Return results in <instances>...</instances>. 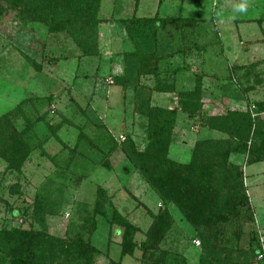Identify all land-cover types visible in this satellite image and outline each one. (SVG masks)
Returning a JSON list of instances; mask_svg holds the SVG:
<instances>
[{
  "label": "rangeland",
  "instance_id": "obj_1",
  "mask_svg": "<svg viewBox=\"0 0 264 264\" xmlns=\"http://www.w3.org/2000/svg\"><path fill=\"white\" fill-rule=\"evenodd\" d=\"M239 2L100 0L97 17L102 22L95 31H81L79 23L76 31L51 32L21 19L18 8L16 15L1 17L0 117L9 115L19 133L25 124L32 126L45 155L32 152L19 171L0 159V229H39L31 212L43 194L47 200L40 217L48 233L90 239L95 249L91 264H159L172 253L198 264L196 232L145 182L130 142L138 151L148 143L146 119L136 111L142 97L149 108L175 112L168 158L179 164L189 163L197 142L224 138L208 129L209 117L245 112L254 103L264 108V3L247 0V13L236 14ZM133 17L193 20L167 21L158 31L156 72L168 81L170 92H156L154 77L136 72L127 89L113 83L124 75L123 54L134 51L120 21ZM188 100L191 106H184ZM259 117L264 122V110ZM229 161L242 168L248 202L224 235L230 242L240 230L242 249L259 250L250 264H264V162L248 166L239 154H231ZM96 201H102L105 215L96 216L88 235L82 232L83 217ZM13 211H18L15 218ZM113 211L135 228L132 255L122 257L120 235L110 234ZM165 211L170 229L158 250H146V232Z\"/></svg>",
  "mask_w": 264,
  "mask_h": 264
},
{
  "label": "trees",
  "instance_id": "obj_2",
  "mask_svg": "<svg viewBox=\"0 0 264 264\" xmlns=\"http://www.w3.org/2000/svg\"><path fill=\"white\" fill-rule=\"evenodd\" d=\"M99 4L100 0H0V18L10 12L16 15L18 8L21 19L43 24L51 32L76 31L79 23L82 24L81 31H95L96 26L102 22L97 17ZM167 21L183 23L193 20L178 17ZM167 21L157 17H133L120 21L134 51L123 54L126 65L124 75L114 77L115 85L127 89L136 72L154 77L156 92H170L168 81L165 78L162 81L156 72V66L161 60L158 31ZM73 37L77 39L78 35L73 32ZM83 48L84 54L89 53L88 43ZM127 66L132 70L129 71ZM148 104V99L142 97L136 107V111L146 119L147 146L143 151H138L130 142L129 150L145 182L161 201L175 206L196 232L199 240L198 264H250L259 250L242 249L240 230H237L230 242L228 235H224L225 226L240 219V206H247L248 202L242 168L230 163L229 157L231 154L246 156L248 166L264 162V122L259 117L264 108L254 103L245 112L228 111L221 116L209 117L208 129L219 132L224 138L197 142L189 163L179 164L168 158L175 112L149 108ZM185 104L191 106L189 100L183 102ZM25 125L26 128L19 133L9 115L0 117V159L15 171L20 170L32 152L39 151L45 155L41 142L30 130L32 126ZM53 129L50 127L52 133L56 131ZM43 196L34 200L31 212L33 223L40 224L39 229L34 226L29 230L15 227L0 229V264H5L4 260L9 264H53L58 261L59 264H81V261L91 264L95 249L90 239H61L48 233L45 217H40L46 207L44 201L47 197ZM17 214L18 211H13L12 217L15 218ZM104 215L102 201H96L92 213H86L83 217L82 232L91 235L96 216ZM248 219L252 220L250 216ZM108 224L110 234L114 230L115 236L120 235V255H132L136 248L135 228L116 211L112 212ZM170 226L168 212L157 216L146 232L145 249L158 250ZM163 258L159 264H187L177 253L170 254L168 259Z\"/></svg>",
  "mask_w": 264,
  "mask_h": 264
},
{
  "label": "clouds",
  "instance_id": "obj_3",
  "mask_svg": "<svg viewBox=\"0 0 264 264\" xmlns=\"http://www.w3.org/2000/svg\"><path fill=\"white\" fill-rule=\"evenodd\" d=\"M248 7L247 0H240V2L234 6L233 12L236 14H244L247 13Z\"/></svg>",
  "mask_w": 264,
  "mask_h": 264
},
{
  "label": "crops",
  "instance_id": "obj_4",
  "mask_svg": "<svg viewBox=\"0 0 264 264\" xmlns=\"http://www.w3.org/2000/svg\"><path fill=\"white\" fill-rule=\"evenodd\" d=\"M249 1L251 2L252 5H256V4L257 5H262L264 3V0H249Z\"/></svg>",
  "mask_w": 264,
  "mask_h": 264
},
{
  "label": "built area",
  "instance_id": "obj_5",
  "mask_svg": "<svg viewBox=\"0 0 264 264\" xmlns=\"http://www.w3.org/2000/svg\"><path fill=\"white\" fill-rule=\"evenodd\" d=\"M198 244V243H197ZM260 258H261V256H260Z\"/></svg>",
  "mask_w": 264,
  "mask_h": 264
}]
</instances>
